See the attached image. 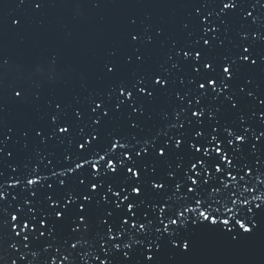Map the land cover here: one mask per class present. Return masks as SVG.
Returning <instances> with one entry per match:
<instances>
[{
    "label": "snow or ice",
    "instance_id": "snow-or-ice-1",
    "mask_svg": "<svg viewBox=\"0 0 264 264\" xmlns=\"http://www.w3.org/2000/svg\"><path fill=\"white\" fill-rule=\"evenodd\" d=\"M55 6L18 0L10 24ZM180 6L181 38L129 17V51L110 49L101 68L113 82L84 101L44 99L55 53L27 72L0 54V113L47 109L19 128L0 116V264H193L205 241L264 249V0ZM155 47L167 50L145 71Z\"/></svg>",
    "mask_w": 264,
    "mask_h": 264
},
{
    "label": "water",
    "instance_id": "water-1",
    "mask_svg": "<svg viewBox=\"0 0 264 264\" xmlns=\"http://www.w3.org/2000/svg\"><path fill=\"white\" fill-rule=\"evenodd\" d=\"M190 2L101 0V5L97 7L93 0H54L56 6L49 9L45 16L28 15L24 29L15 31L10 20L20 12L18 0H0V54L12 57L27 72L37 61L46 66L47 58L55 53L54 70L58 79L53 84L44 81V99L55 97L65 103H74L77 98L84 101L89 91L106 90L113 82L103 77L101 68L106 60L111 59L107 55L110 49H118L121 60L129 51L125 42L129 17H135L141 26L163 24L170 34L181 38L179 24L189 19L186 15L189 9L180 5ZM166 50L153 48L151 61L144 66V70H150ZM129 71V66H123L119 78H126ZM81 76L85 78L86 87H81ZM256 78L264 89V74L257 73ZM164 106L165 98H161L154 108L159 111ZM46 110L43 102L40 108L9 103L0 116L9 125L19 128L27 123L39 122V117ZM193 264H264V249L235 251L221 243L205 241Z\"/></svg>",
    "mask_w": 264,
    "mask_h": 264
},
{
    "label": "clouds",
    "instance_id": "clouds-1",
    "mask_svg": "<svg viewBox=\"0 0 264 264\" xmlns=\"http://www.w3.org/2000/svg\"><path fill=\"white\" fill-rule=\"evenodd\" d=\"M77 13H78V11H77Z\"/></svg>",
    "mask_w": 264,
    "mask_h": 264
}]
</instances>
